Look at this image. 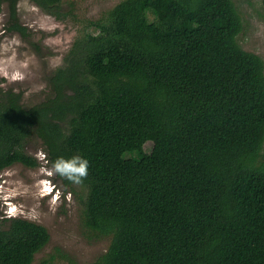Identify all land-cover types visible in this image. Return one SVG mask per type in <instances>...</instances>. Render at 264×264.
I'll list each match as a JSON object with an SVG mask.
<instances>
[{"label": "trees", "instance_id": "16d2710c", "mask_svg": "<svg viewBox=\"0 0 264 264\" xmlns=\"http://www.w3.org/2000/svg\"><path fill=\"white\" fill-rule=\"evenodd\" d=\"M4 2L25 33L18 0ZM243 27L234 0H120L83 20L46 99L1 92L0 171L39 164L32 135L51 165L89 161L83 224L111 241L83 264H264V58L239 43ZM49 238L0 217V264H32Z\"/></svg>", "mask_w": 264, "mask_h": 264}, {"label": "rangeland", "instance_id": "374dc122", "mask_svg": "<svg viewBox=\"0 0 264 264\" xmlns=\"http://www.w3.org/2000/svg\"><path fill=\"white\" fill-rule=\"evenodd\" d=\"M119 1L63 0V8L70 15L57 19L32 0H18L17 21L26 28L25 33L9 28V4L4 2L0 12V94L8 90L18 93L26 107L46 99L52 92L50 77L63 64L83 20L99 17ZM234 1L244 25L239 43L264 58L263 1ZM21 75L23 79L15 78ZM23 147L38 158L39 164L30 167L14 162L0 171V217L18 216L46 226L49 241L36 253L32 264H41L46 258L51 264H69L64 254L79 264L95 260L107 250L111 235L83 224L85 187L65 184L58 174L47 175L45 170H51L52 165L38 136L29 137ZM52 187L53 192L48 193ZM69 193L71 201L67 199ZM57 195L58 206L53 213L50 201Z\"/></svg>", "mask_w": 264, "mask_h": 264}, {"label": "clouds", "instance_id": "9594fccd", "mask_svg": "<svg viewBox=\"0 0 264 264\" xmlns=\"http://www.w3.org/2000/svg\"><path fill=\"white\" fill-rule=\"evenodd\" d=\"M58 66V65H55ZM23 79V76L15 77ZM89 168V161L79 155H74L70 158L58 157L52 164L51 170H45L47 175L59 174L74 184H81L87 178ZM53 188L47 190L48 193L53 192ZM67 199L71 201V194L69 193ZM59 196L57 195L50 201V211L56 212L58 206ZM36 218V217H33Z\"/></svg>", "mask_w": 264, "mask_h": 264}]
</instances>
